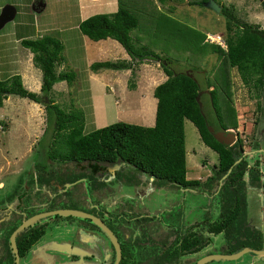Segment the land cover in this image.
<instances>
[{
  "label": "rangeland",
  "instance_id": "1",
  "mask_svg": "<svg viewBox=\"0 0 264 264\" xmlns=\"http://www.w3.org/2000/svg\"><path fill=\"white\" fill-rule=\"evenodd\" d=\"M26 1L29 0H0V10L6 4H11L14 8L13 17L9 20H6L3 25L0 26V78H5L18 73L20 74L22 83L27 89L36 93H41L40 88L36 90L33 88L30 89L27 86V83L34 80V76L32 77V75L34 74L37 75L38 78H40V81L42 80V70L34 61V53L29 47L22 45L20 40L22 38L36 37L38 36V34H50L56 38L59 37V35L57 34V27H61V25H57V23L52 22H54V20H57V18L55 17L57 16L58 10L64 11L65 6H60V2L58 0H44L45 3H43V5L40 4V1H35V3H33L34 5L32 11V8L30 6H28L30 9L27 8L25 3ZM67 1L69 14L71 17H74L77 13V7L75 5L80 4L79 0H75V2L69 0ZM152 1L156 4L151 2L150 5L148 4L149 8L147 9H153L155 6H157L161 9H159L161 12L166 13L164 14L166 19L170 18L172 20V18H175L192 25L197 29L206 31V35L208 33L214 35V39L216 40H213V42L218 43L217 39H224L225 17L220 13V11L216 12L210 7L201 4H189L187 0ZM219 1L220 4L222 2L228 6H232L236 14L242 19L247 20L248 22L256 23L260 27H264V7L260 3L261 0ZM103 2L106 1L92 4L90 9L91 12L99 9L100 5H102ZM125 3L127 5L130 4L131 6H134L131 1H126ZM141 7L146 8L147 6L144 3V5ZM99 11L104 12L102 10ZM145 11L149 10L140 9L138 11L139 13L135 12L139 20L143 21L139 22V25L130 31L132 40L136 44L143 43L144 45H147L149 48L155 51L166 54V56L171 58L172 66L177 70L190 71V68L187 66H190V64L197 65L198 68L194 71L191 70V72L195 74L202 85L206 81L205 77L207 78L209 76V79H212L214 69L213 67L215 65V62L218 61L217 53L212 51L207 52L202 60H197V57L190 56L189 50H187L188 47H185L183 49V47L176 45L172 41H169L167 36L165 42L164 38H159L161 33L167 32L163 31L164 29H167L169 31L172 29L163 28V30L161 29V31L156 30V24L154 23V21L157 17V14L155 8L152 10L154 13L152 12L153 15H151L150 17L145 14ZM36 20L37 25L34 24V21L36 22ZM46 26H55V28L49 29V27ZM35 27H38L39 31H36ZM64 28L65 29L60 30V32L63 33V36H66L68 39L71 31L66 30V27ZM2 44H8V46H2ZM119 45L121 44L119 43ZM187 45L189 46V44ZM122 48L128 54L123 46ZM65 56L66 57H64V62L60 64V66L63 67L60 69L74 70L75 74L73 76V79L70 82H67L64 79L55 80L51 88L52 90L46 96L48 100L51 99L53 103L58 104L66 113H70V111L79 113L81 111L82 115H84V123L85 118L88 121L91 120L92 116L93 125L86 123L84 131H88L93 127L103 126L117 120H125L145 125H152L154 123L157 101L153 100L155 98V96L153 95V89L157 83L163 80L162 77L166 76L161 66V61L146 58L142 62H146L148 64H146L145 66L142 65L140 68L138 65L140 62H134L136 63V65L133 68L136 74L133 72H131V74H126V72L122 73V75L126 74L124 79L121 78L122 76L120 74H111L110 78H112V76H116V79L114 80L116 83L119 84V82H123V89H127V87L133 88L137 84L136 78L137 75L139 76V74H137L138 68L141 74L139 85H141L142 89L140 90L139 88H136L134 90L125 91V96L119 99V96L114 92L109 95L101 96L100 94L103 92L101 88L103 87L101 86L102 83L99 81L92 82L93 79L91 76L90 77L92 81L87 79V73L92 70L90 67V64L92 62L87 65L83 58H74L75 55H71L70 57L68 52L66 51ZM110 56L111 57H108L106 59L112 61L125 59L122 57L120 51L115 48L111 49ZM92 57L94 58L95 56ZM126 57H128V55ZM125 61L132 62L133 60L129 55V58L125 59ZM58 67L59 66H57L56 69L59 71ZM111 68L122 67L114 66L106 68L105 70L108 69L110 71ZM134 75L136 77H134ZM230 75L232 82L231 88L234 108L233 111L230 110L229 113H224L223 119L228 122V120H231V115L236 116L235 119L237 120V127H228L227 129H231L235 132V141L237 139L241 140L243 151L246 154L250 165L252 166L253 164L255 165L254 160L256 158L262 159V157L264 156V113H262V110L257 107L256 98L252 95V91L249 90V88L242 82L235 67H232L230 69ZM147 78H149L150 80L148 81ZM111 82L112 80L107 81V83H109L108 86L111 85ZM112 84L115 83L113 82ZM207 87L208 88H203L202 90L212 88V84L209 83V86ZM46 96H44L43 99H45ZM201 99L203 110L207 114L212 126L218 127V122L213 109V105L211 103L210 95L204 92V94H201ZM33 101L35 100L27 96H20L14 93H9L8 99L3 102V105L1 104L2 106H0V198L5 192H11L14 189L15 192L21 194V186L25 188V184L27 181V185H33L36 182V179L40 177L39 179L47 183L43 185V190L41 191L44 194L48 192L52 194L58 190L60 191V193H62L63 191L60 189H63L62 185H64V189H66L68 192L73 191L76 192V194H78L79 196L83 195L84 198L88 196L89 200H91V198L95 200V194L90 191V189H87L86 187H84V185H82V182L85 184L84 179L81 178L82 180L80 179V185H74V187L65 185L64 182L67 181L66 177L74 176V174L70 172L75 171L79 166L77 167L76 164H74L71 160L59 159L56 154H53V152L55 151V144L52 143V138L56 137L57 134L54 127L56 125H54L52 120L50 121L52 124H47L48 119L45 105L41 102L36 101L38 111H35V107L32 104ZM147 119L151 121H148ZM35 122L36 124H34ZM26 125L28 130H26L25 128ZM30 125L32 127V130H29L31 129ZM42 128L45 129L43 133ZM184 131L186 164L188 167L187 175H191L192 173L196 174V171H191L192 166L196 168V170L199 172V174H201L202 177L206 172L205 170H208L209 172L213 170V164L218 169V153L211 147L207 146L200 139L197 128L190 119L184 120ZM256 140L258 142V145H260L262 149L253 147ZM206 162H208V164ZM201 165H204V167L201 168ZM130 166V164H127L124 170H128L131 172L133 168ZM80 167H84V165ZM202 170L205 172H203ZM258 172L259 175H262L261 181L258 182H254L252 179V174L255 173L254 171L251 172L247 169V172H245L243 178L245 184V196L249 194V197H251L252 194H257L259 183L260 185L264 186V165L261 162H259L258 165ZM112 180L113 181L110 186H116L115 184L117 179L113 178ZM157 181H160L159 184H162L166 188H176V186L172 185L164 179H160ZM2 183H4L3 187L1 186ZM160 191H165V188H162ZM193 191H187L186 193L179 191L178 194L175 189H172L168 192V195L170 196L172 194L173 200L170 201L169 197L161 199L160 197L157 198L156 196H154L152 199H146V201L148 200L147 203L145 201L142 204L138 203V207H140L143 215L145 213L152 214L159 211V214H161V216L163 217H168L171 215L170 217L176 219L179 215L178 212L181 210L182 212H185V214H187L186 219H188V223H190L191 219L198 216V213L199 216L205 214L204 211L199 209V207L197 206V200L203 197V195L200 194V189L199 192ZM157 192L158 195L164 194L159 191ZM206 192V199L202 198L204 199L205 204H207V201L211 198V193L208 190H206ZM183 196H185L184 198H187V200H182ZM216 196L214 195V197L210 201L212 209L209 210L211 212L210 214L205 215V219L207 221L206 224L220 217V193L218 197ZM67 199H60L61 201L59 204H57V201H55V199L49 200L46 206H43V208H54L55 206L77 208L76 206H81L84 208L82 210L86 209L85 204H81L76 200ZM254 200L256 205H254L253 209H251V213L257 215V211H260L261 206L264 204V195L260 200L261 204H258L259 199H257V197ZM137 202L138 200L135 201V203ZM166 202H168V204H166ZM101 211L102 210H100V212ZM209 211L207 210V212ZM55 216H61L60 220L58 221H62L68 224H74L75 222H77L75 220H85L90 223L89 218L79 217L71 214H53L42 217L40 219L43 220L47 217ZM262 222L264 223V220H262ZM7 225L4 224L1 226H6L5 228H8L9 226ZM174 226H176L175 228H177L179 226L178 222H176ZM59 228L60 227H57V229ZM66 230L67 226H64L61 229L57 230V239H67L68 234ZM98 232L100 233L99 238L102 240V243L98 244L99 249L97 247V249L101 253H98V250L97 253L98 260H101L104 259V257H102L103 254H105L103 253V251L107 250L102 246L108 245V240L106 239L105 234L100 229H98ZM214 238L218 241V243H215V245L213 246L212 240V242L207 243L199 253L192 254L190 257L194 259L200 254H204L206 252L212 253L213 250H221L224 240L223 236L221 234H215ZM78 241L79 240H77V242ZM78 243L82 244L83 246H85L86 244L92 245L91 242L87 241H79ZM51 250L56 249L51 248ZM59 254L63 255V253ZM46 255L48 257V264L58 263L57 260L53 259V257L50 256L51 254ZM126 255L127 257L132 256L131 253H126ZM149 255L150 253H133V256L138 260L136 259L135 261H133L130 260V258L128 259L133 264H145L142 261L147 259ZM257 256L264 257V253L261 255L245 253L239 259L212 258L204 262L203 264H237V262L238 264H240L239 262L241 259H244L245 263H247V261H253V258H257ZM22 262L23 258L20 259V264H22ZM146 264H150V262L147 261Z\"/></svg>",
  "mask_w": 264,
  "mask_h": 264
},
{
  "label": "trees",
  "instance_id": "2",
  "mask_svg": "<svg viewBox=\"0 0 264 264\" xmlns=\"http://www.w3.org/2000/svg\"><path fill=\"white\" fill-rule=\"evenodd\" d=\"M126 1H131L134 6L127 5ZM205 1L188 0V3L206 6ZM151 2L153 1L118 0L116 10L88 15L79 22L78 27L82 33L94 40L114 38L125 48L132 62H142L146 58L161 61L166 78L157 83L153 89V95L157 99L153 125L117 120L84 131V115L81 111L66 113L51 99L45 102L43 97L52 90L55 80L64 79L70 82L75 74L72 69L59 71L56 69L64 61V45L58 37L50 34L20 40L22 45L29 47L34 53V61L42 70L41 93L27 89L22 83L20 74H13L0 78V105L9 93L27 96L45 105L47 124L52 120L56 125L54 127L57 134L52 138V143L55 144L53 154L59 159L71 160L77 167L79 166L75 171L70 172L74 176L66 177L67 181L76 180L77 176H84L86 167H80L83 166L82 162L93 161L90 165H93L94 169L102 168L101 165H95L97 162H123L125 165L130 164V167L136 171L142 170L153 175L157 180L164 179L174 185L195 184L196 179L187 180L185 177L184 120L190 119L196 126L200 139L218 153V169L216 166L213 168L218 173L216 185L220 186L221 216L213 222H208V230L213 233L223 232L229 236L234 225L238 224L236 220L244 217L242 199L245 191L243 181L245 172L247 169L254 171L252 179L254 182L257 181L258 165L264 160L256 158L255 165L251 166L243 151L241 140L237 139L231 144L217 140L209 129L212 124L203 110L202 102L199 105L196 95L199 90L208 88L209 83L212 84V88L204 92L210 95L218 122V127L214 129L237 127L236 116L231 115V120L228 122L223 119L224 113H229L234 108L230 69L235 67L242 82L256 98L257 107L264 113V27L242 19L232 6L221 2L220 13L225 17L224 47L220 43L206 39V31L175 18L166 19L164 15L166 13L155 6L156 30L172 29L170 31L164 29L163 31L167 32L161 33L159 38H164L166 42L168 37L169 41L183 49L188 47L190 56L197 57V60H202L207 52L217 53L218 61L213 67V77L212 79H209V76L205 77L206 81L202 85L191 72L198 68L197 65L187 66L190 68V73L189 70H177L166 54L155 51L143 43L136 44L132 40L130 31L143 21L139 20L135 12L146 9L149 11H145V14L150 17L154 13L152 11L154 8L147 9ZM144 3L146 8L141 7ZM260 3L264 7V0ZM125 64H127L125 60L105 59L93 61L90 67L98 70L127 66ZM204 92L202 91L201 94ZM201 94L200 101H202ZM253 147L262 149L257 140ZM119 169L122 170L123 166ZM239 213H242L240 217H238ZM92 225L96 226L93 223ZM23 235L22 232L19 234L18 241ZM196 242L197 237L190 233L184 247L192 246ZM20 247L23 248V245ZM239 247L240 245H237L236 249ZM177 254L174 253L171 257L176 258ZM120 264H129L126 253H122Z\"/></svg>",
  "mask_w": 264,
  "mask_h": 264
},
{
  "label": "flooded vegetation",
  "instance_id": "3",
  "mask_svg": "<svg viewBox=\"0 0 264 264\" xmlns=\"http://www.w3.org/2000/svg\"><path fill=\"white\" fill-rule=\"evenodd\" d=\"M263 157L262 159L264 160ZM260 162L264 165V161ZM146 174L148 175V181L152 182L153 184H156L159 187L163 186L162 184H159L160 181H157V179L153 175L148 174L147 172ZM83 177L84 176L82 175L79 177L77 176L78 181L81 178L84 179ZM39 178L40 177L36 179V183L40 187L39 197H37L38 194H35L36 196H33L31 194H34L33 189H28V192L24 193V195H20L18 192H15L14 189L11 192H5L0 198V264H13L15 261V253L19 254V260L17 264H20L21 258H23L22 264H48V257L46 254H51L50 256L53 257V259L57 260V255H59V253H64L62 257L71 262L78 261L81 258H92L93 255H91V253H97V250L99 249L98 244H101L102 241L99 238L100 236H97L100 234L98 232V229L100 228L97 225L93 226L91 220L90 223L85 220H75L77 222H75L74 224H68L62 221H58L60 220L61 216L47 217L43 220H41L40 218L45 216H41L33 222L24 226L15 234V243L17 251L14 250V247L12 246V242L10 240L11 232L17 227V225H19L24 219L31 216L32 214L50 209H55L57 206H55L54 208H43V206H46L49 200L55 199V201H57V204H59L61 201L60 199L65 200L68 198L81 203L85 199L83 195L79 196L78 194H76V192H68L66 189H64V185H62L63 189H60L59 187V189L63 191L62 193H60V191L58 190L52 194H50V192L44 194L41 191L43 190V185L47 183L43 182ZM261 178L262 175H259V179L256 182L261 181ZM136 179L137 181H139L141 178L137 177ZM196 180L197 182L195 184H191L192 186H190V184H172L176 186V188L173 186L174 188L170 189H175L178 194L179 191L184 193L193 190V192H199L200 189V194L203 195L202 198H205V187L199 185L198 179ZM84 181H87V179H84ZM3 185L4 183L1 184L2 187ZM261 186L262 185H260L259 183V186L257 188V194L254 193L251 197H249V194H247V196H243L244 199H242V209L244 212V217L242 219L236 220L238 224L234 225L231 230L232 232L229 236L224 233L222 234L224 240L222 243L223 245L221 250H213L212 253H235L246 246L253 249H257L259 251L246 250L235 259L241 258L242 255H244L245 253H253L254 255H261L264 253V250L262 251V249H264V231L260 225L262 224V226H264L262 222V220H264V204L262 205V208L260 210L262 211L261 214L259 210L257 211V215L251 213V209H253V206L256 205L254 200L256 197L257 199H259L258 204H261L260 200L264 195V186ZM210 193L211 198H213V192L210 191ZM184 197L185 196L182 197V200H187V198ZM169 198L170 201L173 200L172 197ZM202 198L197 200V206L199 207V209L203 210L205 214L199 216L198 213V216L191 219L190 223H188V219H186L187 214H185V212H182L181 210L178 212L179 215L177 219L170 217L171 215L168 217H163L161 216V214H159V211L154 212L152 214L145 213L143 215L142 211L140 210V207L138 206H136V208L134 209L122 208V210L118 212L108 211L106 209H101L100 207H87L85 211L94 213L104 220L106 225L112 229L113 233L118 238V241L121 245V253H131L132 256L127 257L130 258V260L135 261L137 259L133 256V253H150L147 259L142 261L145 264L147 261H149L150 264H184L187 259L189 260L186 264H194L197 259L205 253L200 254L194 259L190 257L192 254L199 253L201 249H203V247L207 243L212 242V240L213 246L215 245V243H218V241L214 238L215 234L217 235V233H213V231L208 230V223L206 224L207 221L205 219V215L211 213L209 211L212 209L210 202L211 198L207 201V204H205V201ZM166 204H168V202H166ZM100 210L102 211L100 212ZM207 210L209 212H207ZM241 214L242 213H239L238 217H240ZM7 222L11 223L8 224ZM176 222H178L179 225L177 228H175L176 226H174ZM76 223L77 225H82L87 228H90L94 232V235L88 238V240H86L77 236V233L79 231H76L77 233L73 231L67 232V239H57V230L61 229L64 226H67V229H69V227H72L73 229L78 230L79 227L75 225ZM4 224H8L7 226L9 227H2L1 225ZM57 227L60 228L57 229ZM21 232L24 235L23 237H21L22 239L18 241L19 234ZM190 233H193L194 236L197 237V242L192 246L184 247V245H186V238L189 237ZM105 236L108 240V245L111 250L107 248V250L103 251V253H112L108 263L106 264H113L115 250L109 240V237L106 234ZM77 240L91 242L92 245L91 247L88 246V244L83 246L82 244L78 243L79 241L77 242ZM61 242L70 243L69 251L57 249V245H59ZM22 245L23 248L20 247ZM237 245H240V247L236 249ZM92 246L93 249L88 250L91 249ZM51 248H54L56 250H51ZM77 253H82V255ZM98 253L101 252H99L98 250ZM174 253H178L176 255V258H174V256L171 257V255H174ZM105 254H103V257L105 256ZM120 261L121 259L119 260L118 264H120ZM128 263L133 264L129 261V259ZM239 263L264 264V257L257 256V258H253V261H247V263H245L244 259H241Z\"/></svg>",
  "mask_w": 264,
  "mask_h": 264
},
{
  "label": "crops",
  "instance_id": "4",
  "mask_svg": "<svg viewBox=\"0 0 264 264\" xmlns=\"http://www.w3.org/2000/svg\"><path fill=\"white\" fill-rule=\"evenodd\" d=\"M35 1H40L41 5H43V3H45L44 0H29V1L25 2L27 8L30 9L28 7V6H30L32 8V11H33V5H34L33 3H35ZM58 1L60 2V6H62V7L65 6V9H64V11L58 10V12H60V13L57 12V16L55 17V18H57V20H54V22H52V23H57V25L60 24L62 27V28L57 27V29H58L57 34L59 35L58 38H60V40L63 42V45H64V47H63L64 57H66L65 56V51H66V52H68L70 57H71V55H75L74 58H77V59L83 58L85 60L86 64L88 65L91 62H93L94 60H105L106 58L111 57L110 56L111 49L115 48V49H118L120 51L123 58H125V59L129 58V54H127L124 51L122 46L119 45V42L117 40H115L114 38L106 37V38L94 40V39L89 38L86 34L82 33L78 27V23L82 19H84L88 15H91L93 13L98 12L99 10H102L104 12L105 11L106 12L114 11L118 6L117 5L118 0H79L80 4L75 5L77 7L76 8L77 13L74 17H71L69 14V11L67 8L68 1L67 0H58ZM69 1L75 2V0H69ZM101 1H106V2H103V4L100 5L99 9L91 12L90 9H91L92 4H96V3L101 2ZM171 1H180V0H171ZM53 16H55V15H53ZM34 24L37 25V20H36V22L34 21ZM46 27H49V29L55 28V26H51V27L46 26ZM64 27L67 28L66 30L71 31L68 39L66 36L65 37L63 36V33L60 32V30L65 29ZM35 28H36V31H39L38 27H35ZM44 29H47V28H44ZM38 35H41V34H38ZM2 46H8V44H2ZM15 54H17V53H15ZM127 55H128V57H126ZM92 56H95V57L93 58ZM146 64H148V63L140 62L138 65L140 68L142 65L145 66ZM126 65H128V66L127 67L121 66L122 68H111L110 71L108 69L105 70L106 68H100L98 70L92 69V70H90V72L87 73V79L91 80V81L93 79L92 82H94V81L98 82L99 81L102 83L101 86H103V87H101V88H102L103 92L100 94L101 96L109 95V94H112L114 92V93H116V95L119 96V99L121 97L123 98L125 96V94H124L125 91L134 90L136 88H139L140 90L142 89L141 85H139V79L141 77L139 68L137 69V74H139V76L137 75V78H136L137 84L135 86L133 85L134 86L133 88L127 87V89H123V86H122L123 82H119V84H118L114 81L116 79L115 78L116 76H112V78H110L111 74H113V75L120 74L122 76L121 78L124 79L126 74H131V72L135 73V70L133 67L136 65V63L129 61V62H127ZM58 66H59L58 67L59 70H61L60 68L63 67V66L61 67L60 65H58ZM125 72H126V74L122 75V73H125ZM90 76L92 77V79ZM32 77L34 78V80L32 82L30 81L29 83H27V86L30 89L33 88V89L38 90L41 86L40 78H38V76L35 74L32 75ZM134 77H136V76L134 75ZM149 78H147L148 81L150 80ZM162 78L164 80L166 78V76H163ZM108 80H112L110 86H108V84H109V83H107ZM23 82H24V79H23ZM113 82L115 84H112ZM145 82H147V81H145ZM7 99H8V95L3 100L6 101ZM153 100L157 101L156 97ZM3 104L4 103H2V105ZM32 104L35 107V111L36 110L38 111L37 102L33 101ZM2 105H0V106H2ZM148 121H151V120H148ZM86 123L93 125V117L91 116V120H88V121L85 118L84 129H85ZM34 124H36V122ZM143 125H145V124H143ZM30 127H31V125H30ZM25 128H26V130H28L27 125ZM93 128H96V127H93ZM90 129H92V128H90ZM29 130H32V127ZM44 131H45V129L42 128V133ZM205 161H207V160H205ZM86 162L87 161H84V162H82V164L84 165V168L86 167L85 168V175L83 178L85 180L87 179V181H85V184L82 182V185H84V187H86L87 189H90V191H92L95 194V196H94L95 200H93L92 198H91V200H89L88 196H87L84 199L85 202L84 201L82 203L80 202L81 204H85L86 208L87 207H90V208H92V207H98L99 208L100 207L101 209H106L108 211H117L118 212V211L122 210V208L123 209H134V208H136V206H138V203L142 204L144 201L147 203L148 200L152 199L154 196H156L157 198L160 197L161 199H165L166 197L169 196L168 192L171 190L170 188H166L165 186L159 187L156 184H153L152 182L148 181V179H147L148 175L146 174V172H144L142 170L136 171L135 169H133L131 172L128 170L127 171L123 170L126 166L125 163H123V162H117V163L97 162V164H95V165H98V166L101 165L102 166L101 169H94L92 167L93 165H90L91 163H93V161L90 163L89 162L86 163ZM206 163L208 164V162H206ZM120 166H123L122 170L119 169ZM201 166H202L201 168L204 167V165H201ZM213 166H214V164H213ZM187 168L188 167L186 164V174H185L186 179H198L199 185H202L205 187L204 190H208L209 192L211 190V192H213L212 197H214V195L215 196L217 195L216 197L219 196L220 186L216 185V182L218 181V179L216 178L217 172H216L215 168H213V170L211 172H209L208 170H205L206 172L202 170L203 172H205L203 177L201 176V174H199V172L196 170V168H194V166L191 167V171H193V170L196 171V174L192 173L191 175H187V171H188ZM137 177L141 178V179L139 181H137V179H136ZM113 178L117 179L116 184H115L116 186H110V184H112ZM88 179H90V180L88 181ZM90 181H92V182H90ZM75 182H77V183H75ZM27 183H28V181L25 184L26 188L21 186L22 189L20 188L21 189L20 195H22V194L24 195V193L28 192L27 189H33L34 194L33 193H31V194L33 196H36L38 194L37 197H39L40 187L38 186V184L35 182L33 185L29 186V185H27ZM80 183H81L80 180L78 181V179H76V180H72V181H66L65 185H68L69 187H71V186L74 187V185L77 186V185H80ZM162 188H165V191L161 192L160 190ZM157 191L164 193V194L158 195ZM206 194H207V192H206ZM170 196L172 197V194ZM146 199H148V200L146 201ZM136 200H138L137 203H135ZM214 201H215V199H214ZM57 207H60V206H57ZM77 208L84 209L81 206H79ZM261 208H262V206H261ZM261 212L262 211H260V214H261ZM75 225H77V224H75ZM260 225L264 231V226H262V224H260ZM263 225H264V223H263ZM77 226L79 227L78 230L73 229L72 227H69V226H68L69 227L68 230H72L74 232L79 231L78 233L76 232L77 236H79L80 238H84L86 240H88V238H90L94 235V232L90 228H87V227L82 226V225H77ZM217 234L222 235L223 232H218ZM88 235H90V236H88ZM97 236H100V235H97ZM101 243H102V241H101ZM102 247L106 248V249L109 248L108 245H106V246L103 245ZM92 249H93V246L91 249H88V250H92ZM91 255H93V257L90 259L89 258H83V259L81 258L79 260L82 262L81 264H106V263H108L112 253H106L104 256V259H101V260H98V253H91ZM60 260H65V258H63L62 255L59 254V255H57V261H60ZM188 260L189 259H187V261ZM187 261H185L184 264H186Z\"/></svg>",
  "mask_w": 264,
  "mask_h": 264
},
{
  "label": "water",
  "instance_id": "5",
  "mask_svg": "<svg viewBox=\"0 0 264 264\" xmlns=\"http://www.w3.org/2000/svg\"><path fill=\"white\" fill-rule=\"evenodd\" d=\"M205 5L210 7L211 9H213L216 12H219L221 9V4L219 2H217L216 0H206ZM13 13H14L13 5H11V4L4 5L0 11V26H2L6 20H9L10 18H12L14 15ZM188 72L190 73V71H188ZM202 91H208V89L198 91V94L196 95V99H197L199 105H201V101H200L199 97H200V94ZM44 100H45V102L48 101L47 96L45 97ZM209 129L217 140L224 142L226 144H231L236 139L235 132L231 129L220 128V129L215 130L214 127H212V126H209ZM49 214H61V215L71 214V215H76L79 217L89 218L92 223L97 225L109 237V240H110V242H111V244L115 250L113 264H118V262L122 256L121 245L118 241V238L113 233L112 229L106 225V223L104 222V220L100 216H98L94 213L79 209V208H72V207H58L55 209L37 212V213H34L31 216L27 217L26 219H24L19 225H17V227L11 232V235H10V240L12 242V246L14 247L15 251H17L16 243H15V234L19 230H21L24 226L33 222L37 218H39L41 216H46ZM66 231L67 232H73L72 230H68V229ZM69 244L70 243H68V242L67 243L61 242L59 245H57V249L63 250V251H69V247H70ZM88 246L91 247L90 244H88ZM246 250L259 251L257 249H253V248L246 246V247L240 249L239 251H237L235 253H218V252L206 253V254L202 255L201 257H199L194 264H203L204 262H206L212 258L213 259L214 258L235 259V258L239 257ZM263 250L264 249H262V251ZM77 254L82 255V253H77ZM86 254H90V253H86ZM18 260H19V254L15 253V261L13 264H17ZM57 262H58V264H60V262H61V264H81L82 263L79 260L75 261V262H71L69 260H60Z\"/></svg>",
  "mask_w": 264,
  "mask_h": 264
},
{
  "label": "built area",
  "instance_id": "6",
  "mask_svg": "<svg viewBox=\"0 0 264 264\" xmlns=\"http://www.w3.org/2000/svg\"><path fill=\"white\" fill-rule=\"evenodd\" d=\"M206 39H208L210 41L216 40V39H213L212 37H210L209 33L206 35ZM217 42L220 43L221 45H223L224 47L226 45L224 39H217Z\"/></svg>",
  "mask_w": 264,
  "mask_h": 264
},
{
  "label": "bare ground",
  "instance_id": "7",
  "mask_svg": "<svg viewBox=\"0 0 264 264\" xmlns=\"http://www.w3.org/2000/svg\"><path fill=\"white\" fill-rule=\"evenodd\" d=\"M209 35H210V37H212L214 39V35H212V34H209Z\"/></svg>",
  "mask_w": 264,
  "mask_h": 264
},
{
  "label": "clouds",
  "instance_id": "8",
  "mask_svg": "<svg viewBox=\"0 0 264 264\" xmlns=\"http://www.w3.org/2000/svg\"><path fill=\"white\" fill-rule=\"evenodd\" d=\"M226 44V43H225Z\"/></svg>",
  "mask_w": 264,
  "mask_h": 264
}]
</instances>
